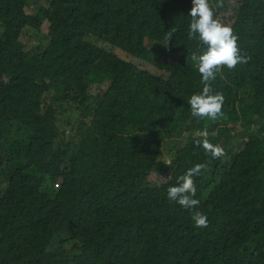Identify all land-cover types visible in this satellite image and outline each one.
Here are the masks:
<instances>
[{
	"label": "trees",
	"instance_id": "trees-1",
	"mask_svg": "<svg viewBox=\"0 0 264 264\" xmlns=\"http://www.w3.org/2000/svg\"><path fill=\"white\" fill-rule=\"evenodd\" d=\"M218 2L250 59L217 74L213 121L187 103L203 89L192 0H0V264H264V0ZM204 129L225 157L197 143ZM204 163L198 229L167 189Z\"/></svg>",
	"mask_w": 264,
	"mask_h": 264
},
{
	"label": "clouds",
	"instance_id": "clouds-1",
	"mask_svg": "<svg viewBox=\"0 0 264 264\" xmlns=\"http://www.w3.org/2000/svg\"><path fill=\"white\" fill-rule=\"evenodd\" d=\"M193 7L189 13L191 22L188 26V38L195 40L200 45L199 52H192L190 59L201 75L203 89L200 94H194L187 103L190 105V112L196 118H208L215 121L222 116L224 96L222 93L214 92L212 83L223 68L234 70L238 64H247L249 57L242 54L238 47L239 37L234 34L229 26L222 25L214 19V12L209 0H192ZM222 6L219 0L216 7ZM174 28L164 35L165 47L172 40ZM203 137L197 141L207 154L213 159L226 156V152L220 145L209 142L207 129L196 133ZM209 170L208 164H197L188 169L185 174L178 177L177 185L167 189V199L176 203L191 214V219L198 229L209 227L208 217L199 211L200 201L196 199L197 187L194 177L202 174V171ZM167 182L164 178H159Z\"/></svg>",
	"mask_w": 264,
	"mask_h": 264
},
{
	"label": "rangeland",
	"instance_id": "rangeland-1",
	"mask_svg": "<svg viewBox=\"0 0 264 264\" xmlns=\"http://www.w3.org/2000/svg\"><path fill=\"white\" fill-rule=\"evenodd\" d=\"M236 1L238 0H230V3H229V11L234 9L235 6H236ZM41 4V3H40ZM39 8V4L38 5H31L27 11L28 13H34V14H37V9ZM222 17H220L218 19V21L224 25V26H229L230 27V23L229 22V17L228 15H225L223 17V15H221ZM46 24L43 25V28L41 31H36V30H29V31H26L23 36L21 37V44L23 45V47L25 48V50H30L38 45H45L47 44V41H48V38H47V30H46ZM67 38L68 40H70L71 42H74L77 40V36L70 30L67 31ZM113 52L116 53L118 56H120L121 58H124V59H128L130 60L129 57L125 56L122 52L116 50V49H113ZM135 64H139L140 65V62L138 61H135V60H132ZM144 68L146 69H149V70H152V67L150 65H143ZM20 120H22L24 123H26L28 126H37L38 125V121L35 117H33L30 113H28L26 110H24V112L21 113V116H20ZM235 132H239V130L237 129V131ZM15 134H21V130L18 131V132H15ZM182 137H174L170 140L167 141V143L164 145V154L163 155V159L165 158L166 161H168V159H166V152L168 151V149L171 148L172 144H173V141L174 140H177L179 141ZM162 174L160 173H155V174H152L150 177H149V180L154 184V183H160L161 180L159 178H162L161 177Z\"/></svg>",
	"mask_w": 264,
	"mask_h": 264
}]
</instances>
